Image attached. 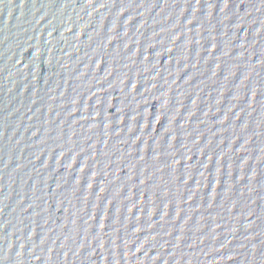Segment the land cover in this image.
Masks as SVG:
<instances>
[{"label": "water", "instance_id": "95a60500", "mask_svg": "<svg viewBox=\"0 0 264 264\" xmlns=\"http://www.w3.org/2000/svg\"><path fill=\"white\" fill-rule=\"evenodd\" d=\"M0 264H264V0H0Z\"/></svg>", "mask_w": 264, "mask_h": 264}]
</instances>
